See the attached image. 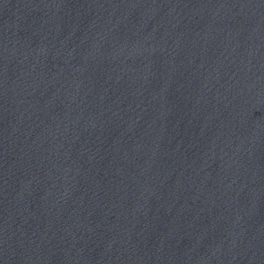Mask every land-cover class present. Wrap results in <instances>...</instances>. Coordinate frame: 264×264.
<instances>
[{"label":"water","instance_id":"95a60500","mask_svg":"<svg viewBox=\"0 0 264 264\" xmlns=\"http://www.w3.org/2000/svg\"><path fill=\"white\" fill-rule=\"evenodd\" d=\"M0 264H264V0H0Z\"/></svg>","mask_w":264,"mask_h":264}]
</instances>
